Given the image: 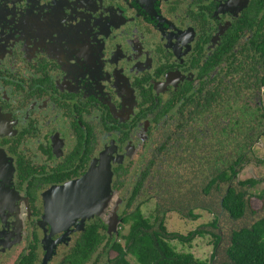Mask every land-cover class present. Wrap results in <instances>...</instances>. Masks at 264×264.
I'll use <instances>...</instances> for the list:
<instances>
[{
    "label": "flooded vegetation",
    "instance_id": "flooded-vegetation-1",
    "mask_svg": "<svg viewBox=\"0 0 264 264\" xmlns=\"http://www.w3.org/2000/svg\"><path fill=\"white\" fill-rule=\"evenodd\" d=\"M0 113V264H106L139 214L169 240L174 180L264 137V0H0Z\"/></svg>",
    "mask_w": 264,
    "mask_h": 264
},
{
    "label": "trees",
    "instance_id": "trees-1",
    "mask_svg": "<svg viewBox=\"0 0 264 264\" xmlns=\"http://www.w3.org/2000/svg\"><path fill=\"white\" fill-rule=\"evenodd\" d=\"M242 150L244 146L241 147ZM222 150V148L220 149ZM221 159L218 158V161ZM229 160V159H228ZM239 157L237 162L231 163V160H223V165L227 164V169L221 166L217 171V176L211 181L203 180L193 190H188L181 185L182 180H174L177 185L176 191L170 194L171 211H176L183 218L189 221L198 220L201 215L196 211H207L213 216V220L207 223L211 229H220V218L230 219L233 222H239L244 219L247 211L256 216V211L249 207L246 200L247 193L242 189L247 184H255L256 181L238 182L235 181L237 175L236 167L240 164ZM195 183V181H193ZM225 186V191L221 196L218 206L213 201V197L219 200V194ZM201 192H198V188ZM165 213V211H164ZM200 216V217H199ZM158 221V220H157ZM129 233L124 237L125 243L113 242L106 246V253L110 257L111 252L116 256L107 260L106 264H132L129 257H133L138 264H206L196 259L192 253L177 251L176 247L171 244V239H177L181 243L191 242L195 236L213 238L212 244L217 247L222 241L220 233L208 230H195L189 234V237L173 235L168 240L159 231L151 230L149 221L142 219L139 214V221L130 217L128 219ZM161 230L166 232L164 222L161 221ZM153 228V227H152ZM118 231V230H117ZM97 244L90 243L78 251L79 260L72 261L71 264H83L84 255L95 250ZM90 248V249H89ZM226 255L231 264H264V217L254 221L251 226H241L232 230L230 236V245L226 249ZM69 263V264H70Z\"/></svg>",
    "mask_w": 264,
    "mask_h": 264
},
{
    "label": "rangeland",
    "instance_id": "rangeland-1",
    "mask_svg": "<svg viewBox=\"0 0 264 264\" xmlns=\"http://www.w3.org/2000/svg\"><path fill=\"white\" fill-rule=\"evenodd\" d=\"M242 127V125H241ZM250 131H235L236 138L233 139L232 136L227 134L226 138H222L226 141L224 144L227 145L225 149L220 150L219 148H213L212 158H222L225 157L231 160V163L238 160L240 156H243V161L237 166L236 170L238 172L237 181H247L252 179L257 183L250 186H246L243 190L248 191V200L251 206V209L256 211V216L250 214V210L247 211L246 217L239 222H233L228 217L220 218V229H211L207 226V223L213 220V216L207 211H196L201 217L196 221H189L178 214H167L165 227L169 235H181L188 237L189 234L195 230H208L212 232L220 233L222 236V241L216 247L215 244H212L213 238L207 236L206 238L197 236L192 238L191 242L181 243L177 240L172 241L179 252L192 253L196 259L204 262L206 264H231L226 255V249L230 245V236L231 232L234 229H237L241 226H251L254 221L259 218L264 217V137L262 142L256 144L255 139H257L256 133L252 136ZM222 142V140L220 139ZM251 144V153L247 147L245 150L241 148L244 143ZM255 142V143H254ZM242 143V144H240ZM210 154L206 152L205 155ZM225 191V186H223L222 191L219 194V200L213 197V201L216 206L221 200V196ZM149 211H146L147 213ZM173 240V238H172ZM111 257H115L116 253L111 252ZM129 260L132 264H138L133 257H129Z\"/></svg>",
    "mask_w": 264,
    "mask_h": 264
},
{
    "label": "water",
    "instance_id": "water-1",
    "mask_svg": "<svg viewBox=\"0 0 264 264\" xmlns=\"http://www.w3.org/2000/svg\"><path fill=\"white\" fill-rule=\"evenodd\" d=\"M2 126H3V118H2V115L0 113V132H1V129H2ZM109 165V164H108ZM105 181V186H106V199L109 197L111 198V196L109 195L110 194V190H111V184H112V173H111V170L110 168L108 167L107 169V173H106V176L103 180V182ZM117 230V229H116ZM112 233V230L110 228V234Z\"/></svg>",
    "mask_w": 264,
    "mask_h": 264
}]
</instances>
